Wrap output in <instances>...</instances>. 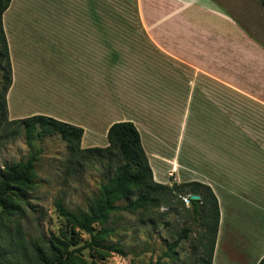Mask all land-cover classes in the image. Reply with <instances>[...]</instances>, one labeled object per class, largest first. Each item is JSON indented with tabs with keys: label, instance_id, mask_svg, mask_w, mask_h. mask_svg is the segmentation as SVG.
Instances as JSON below:
<instances>
[{
	"label": "crops",
	"instance_id": "obj_1",
	"mask_svg": "<svg viewBox=\"0 0 264 264\" xmlns=\"http://www.w3.org/2000/svg\"><path fill=\"white\" fill-rule=\"evenodd\" d=\"M137 2L147 12L141 19L148 29L106 31L99 14L105 0H11L3 14L12 64L8 97L56 111L26 117L81 120L73 125L83 136L95 134L93 120L109 118L105 132L120 120L133 122L156 182L212 189L220 210L214 257L220 246L228 253L264 215V157L248 153L259 152L264 129V7L261 0ZM38 5L71 14L56 16L59 25L47 31L63 54L59 73L29 79L23 71L32 75L42 67L23 66L29 54L14 59L10 33L14 22L47 20L20 14L24 7L39 12ZM39 27L30 29L45 31ZM18 44L27 52L39 47ZM263 257L264 251L255 264Z\"/></svg>",
	"mask_w": 264,
	"mask_h": 264
},
{
	"label": "rangeland",
	"instance_id": "obj_2",
	"mask_svg": "<svg viewBox=\"0 0 264 264\" xmlns=\"http://www.w3.org/2000/svg\"><path fill=\"white\" fill-rule=\"evenodd\" d=\"M105 2L103 13L101 10L99 14L101 13L105 17L106 31L148 29L147 23L141 19V16L146 15L147 12L138 5L137 0H105ZM38 9L39 12L35 7H24L20 9V14L34 18L42 16L47 20L40 19L38 21L37 18L34 20L38 22L34 23L14 22L10 33L11 39L15 40V43L13 42L14 59H16L17 53L21 56L29 54L26 58L27 61L25 59L26 64L24 63L23 66L33 67L37 64L42 67L40 72L32 71V75L31 72L23 71V75L28 76L29 79H32L33 74L45 76L59 73L55 66L63 55L62 52L59 55L57 46L50 43L52 39L47 31L59 25L55 22L56 16L68 12L63 11V8H54L48 5H38ZM72 9L68 8V11ZM17 14L20 15L19 11ZM68 14L71 12L69 11ZM93 14H95L94 11ZM71 24L68 22L69 26ZM35 26H40L39 28H43L45 31L30 29ZM24 27L28 28L24 29ZM18 40L26 43L34 41L35 44L38 43L39 47L34 46L27 52L24 46H22L23 48L19 46ZM3 77L4 70L0 64V90ZM7 106L9 120L21 119L32 115V113L47 115L56 113L54 109L49 108L48 104L18 103L16 97H8V94ZM174 116L178 117V113ZM192 120L193 118L189 117V122ZM73 121L81 122L79 119H71L68 123L74 124ZM109 121L110 119L107 117L93 120L94 124L90 126V129L95 134L83 136L81 147L108 146L105 128ZM13 132V129H9V132L3 134L4 138H0V167L5 164L25 162L32 155L36 157L32 189L28 191L26 197L16 200L25 216L23 226L27 236L36 240L43 235L48 237L50 232L61 235L62 232L70 229L71 225L63 216L59 205L72 213L87 211L99 194L101 185L108 181L112 172L104 165V162L97 160H87L83 164L77 163L68 168V146L57 135L36 139L29 143L23 134L16 135ZM92 140L93 143L87 145ZM248 153L249 157L253 155L252 153L258 154V157H264L263 128L260 127L259 152L249 151ZM172 183L169 185L172 186ZM186 192H190V190L188 189ZM189 196L183 198L184 205L179 199L172 198L169 206L162 205L159 208H150L146 211L123 209L127 200H120L117 204L121 209L113 211L106 224L96 226L94 234L100 231V244L95 240L92 241L90 234L76 229V237L79 241L77 246H84L79 255L89 264H200L202 258L207 255L202 248L203 242L206 241L204 240L205 226L201 217L191 211V204L186 201ZM135 197L131 196L130 198ZM250 210L255 214V211ZM260 211H264L262 206ZM186 229L190 230L188 239L181 241L179 236ZM248 235L244 244L238 243L232 248H228L230 250L228 253L225 247L220 246L213 264H255L264 251V215L261 212L259 227L254 224L252 229L248 230ZM175 243L176 247L172 248L171 246Z\"/></svg>",
	"mask_w": 264,
	"mask_h": 264
},
{
	"label": "trees",
	"instance_id": "obj_3",
	"mask_svg": "<svg viewBox=\"0 0 264 264\" xmlns=\"http://www.w3.org/2000/svg\"><path fill=\"white\" fill-rule=\"evenodd\" d=\"M10 3L11 0H0V64L4 70L0 90V138L9 129H13L16 135L23 134L29 143L57 135L67 143L68 168L87 160H97L104 162L112 176L101 185L99 194L87 211L72 213L59 205L71 225L70 229L61 235L50 232L48 237L43 235L32 240L24 229L25 216L16 200L26 197L32 189L36 157L32 155L25 162L0 167V264H89L79 255L84 246H77V228L90 234L92 241L100 244V231L94 234L96 226L106 224L111 213L121 209L117 204L120 200H127L123 209L146 211L162 205L167 207L172 198L179 199L184 205L183 198L188 195L200 196L199 200L189 201L191 211L201 217L205 226L206 241L202 248L207 255L200 264H213L220 222L217 197L208 185L200 182H173L172 186L156 182L140 132L133 122L112 124L107 131L108 146L82 148L84 130L79 126L46 115L9 120L7 94L12 85V65L3 14ZM261 4L264 7V0ZM188 189L190 192H186ZM131 196L136 197L131 199ZM189 232L188 229L183 230L179 239H188ZM171 247H176V243ZM258 264H264V257Z\"/></svg>",
	"mask_w": 264,
	"mask_h": 264
},
{
	"label": "water",
	"instance_id": "obj_4",
	"mask_svg": "<svg viewBox=\"0 0 264 264\" xmlns=\"http://www.w3.org/2000/svg\"><path fill=\"white\" fill-rule=\"evenodd\" d=\"M200 196L198 195H190L188 199H186L187 202H189L190 200H199Z\"/></svg>",
	"mask_w": 264,
	"mask_h": 264
}]
</instances>
